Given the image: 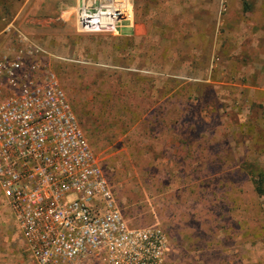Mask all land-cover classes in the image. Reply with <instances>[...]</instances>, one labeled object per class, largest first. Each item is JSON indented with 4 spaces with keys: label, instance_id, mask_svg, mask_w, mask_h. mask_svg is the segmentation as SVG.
Here are the masks:
<instances>
[{
    "label": "rangeland",
    "instance_id": "374dc122",
    "mask_svg": "<svg viewBox=\"0 0 264 264\" xmlns=\"http://www.w3.org/2000/svg\"><path fill=\"white\" fill-rule=\"evenodd\" d=\"M76 3L0 0V17L59 57L127 222L163 230L164 264H264V0H133L118 35L79 31ZM0 264H35L1 195Z\"/></svg>",
    "mask_w": 264,
    "mask_h": 264
},
{
    "label": "built area",
    "instance_id": "2783aa9c",
    "mask_svg": "<svg viewBox=\"0 0 264 264\" xmlns=\"http://www.w3.org/2000/svg\"><path fill=\"white\" fill-rule=\"evenodd\" d=\"M74 16L79 31L118 35L133 0H77ZM3 34L0 195L34 263L164 264L165 233L123 216L54 70L59 57L12 19Z\"/></svg>",
    "mask_w": 264,
    "mask_h": 264
},
{
    "label": "crops",
    "instance_id": "0c3cea01",
    "mask_svg": "<svg viewBox=\"0 0 264 264\" xmlns=\"http://www.w3.org/2000/svg\"><path fill=\"white\" fill-rule=\"evenodd\" d=\"M27 2H28V0H27ZM12 20L15 21V18H12ZM4 28H5V24H4V23L2 24V22H0V54L2 53L3 48H4L7 44H9V43L12 42L11 39H10V37L8 38L7 35L3 34V30H4ZM126 28H129V31H127V33L129 34V33L133 30L132 28H134V27H133V24H130V25H127ZM26 30L28 31L29 29H26ZM119 34H120V32H119ZM262 90H264V84H263V89H262ZM122 192H123L122 181H119V182L117 183V192H116V196H117L118 200H119L122 204H124V202H125L127 199H130V195L128 196V194H125V193H122ZM132 194H135V193H132ZM164 194H165V193H153L152 195H153L154 198H162V199H163V195H164ZM145 198H146V199H149L148 195L145 196ZM169 249H170V246H169Z\"/></svg>",
    "mask_w": 264,
    "mask_h": 264
},
{
    "label": "trees",
    "instance_id": "16d2710c",
    "mask_svg": "<svg viewBox=\"0 0 264 264\" xmlns=\"http://www.w3.org/2000/svg\"><path fill=\"white\" fill-rule=\"evenodd\" d=\"M0 18H1L0 22H2V24L3 23L5 24L10 19L9 17H4V16H1ZM256 190L259 194L264 192V189L263 187L260 186V184L257 185Z\"/></svg>",
    "mask_w": 264,
    "mask_h": 264
}]
</instances>
